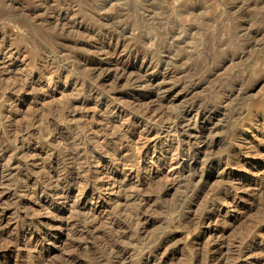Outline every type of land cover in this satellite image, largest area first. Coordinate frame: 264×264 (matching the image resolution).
<instances>
[{
	"label": "rangeland",
	"instance_id": "1",
	"mask_svg": "<svg viewBox=\"0 0 264 264\" xmlns=\"http://www.w3.org/2000/svg\"><path fill=\"white\" fill-rule=\"evenodd\" d=\"M0 264H264V0H0Z\"/></svg>",
	"mask_w": 264,
	"mask_h": 264
},
{
	"label": "bare ground",
	"instance_id": "2",
	"mask_svg": "<svg viewBox=\"0 0 264 264\" xmlns=\"http://www.w3.org/2000/svg\"><path fill=\"white\" fill-rule=\"evenodd\" d=\"M107 73H108V71H107ZM109 73H111V72H109ZM106 76H109V74ZM149 109H150V111H153V109L151 107H149ZM158 113L159 112L156 111L155 114L158 115ZM165 114H167V113L165 112ZM205 116H207V115H205ZM205 116L200 112V110L198 111L195 108H189V109L185 110L184 112H181L178 115H176L175 118H173V121H172V119H170V120L172 121V123L174 125H178V126L182 127L184 125V122H188L189 120H193L194 124H196L200 119L206 118ZM174 128L176 129L177 127L174 126ZM201 142L205 143V140H201ZM141 151L139 153L140 155H141ZM174 155H175L174 158L171 159V161L168 163L169 164L168 166L172 168V167H174V165H176L177 166L176 170L179 171L183 167V164L181 163V161H184L186 158L193 157V155H194L193 145L191 143H189V144H187L185 149L176 148V152Z\"/></svg>",
	"mask_w": 264,
	"mask_h": 264
}]
</instances>
